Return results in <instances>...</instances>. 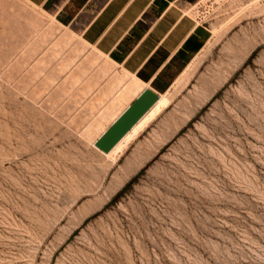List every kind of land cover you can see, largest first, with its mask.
Here are the masks:
<instances>
[{
  "label": "rangeland",
  "instance_id": "rangeland-1",
  "mask_svg": "<svg viewBox=\"0 0 264 264\" xmlns=\"http://www.w3.org/2000/svg\"><path fill=\"white\" fill-rule=\"evenodd\" d=\"M189 9L210 41L112 155L94 141L136 80L0 0V264H264V0Z\"/></svg>",
  "mask_w": 264,
  "mask_h": 264
},
{
  "label": "crops",
  "instance_id": "crops-1",
  "mask_svg": "<svg viewBox=\"0 0 264 264\" xmlns=\"http://www.w3.org/2000/svg\"><path fill=\"white\" fill-rule=\"evenodd\" d=\"M28 1L52 11L63 25H78L84 43L140 85L110 124L144 88L160 95L176 85L212 37L190 12L191 0Z\"/></svg>",
  "mask_w": 264,
  "mask_h": 264
},
{
  "label": "water",
  "instance_id": "water-1",
  "mask_svg": "<svg viewBox=\"0 0 264 264\" xmlns=\"http://www.w3.org/2000/svg\"><path fill=\"white\" fill-rule=\"evenodd\" d=\"M159 93L150 87L144 88L122 113L94 141V145L108 152L138 119L156 102Z\"/></svg>",
  "mask_w": 264,
  "mask_h": 264
},
{
  "label": "bare ground",
  "instance_id": "bare-ground-1",
  "mask_svg": "<svg viewBox=\"0 0 264 264\" xmlns=\"http://www.w3.org/2000/svg\"><path fill=\"white\" fill-rule=\"evenodd\" d=\"M139 86L140 85L137 83V86L133 91H137L139 89ZM168 101L169 99L166 96V92L161 93L156 102L138 119V121L122 136V138L108 152L104 153L112 155H121L124 150L128 147L130 142L135 139L142 130H144L148 122L152 120L164 107L167 106Z\"/></svg>",
  "mask_w": 264,
  "mask_h": 264
},
{
  "label": "trees",
  "instance_id": "trees-1",
  "mask_svg": "<svg viewBox=\"0 0 264 264\" xmlns=\"http://www.w3.org/2000/svg\"><path fill=\"white\" fill-rule=\"evenodd\" d=\"M131 182H132V180L128 181V182L125 184V186H124L120 191H122L125 187H127Z\"/></svg>",
  "mask_w": 264,
  "mask_h": 264
}]
</instances>
